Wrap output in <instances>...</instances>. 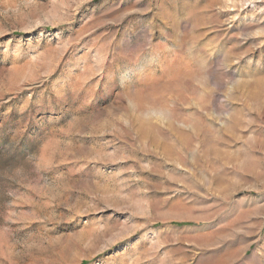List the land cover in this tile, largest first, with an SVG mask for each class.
Returning a JSON list of instances; mask_svg holds the SVG:
<instances>
[{
	"label": "rangeland",
	"instance_id": "1",
	"mask_svg": "<svg viewBox=\"0 0 264 264\" xmlns=\"http://www.w3.org/2000/svg\"><path fill=\"white\" fill-rule=\"evenodd\" d=\"M0 264H264V0H0Z\"/></svg>",
	"mask_w": 264,
	"mask_h": 264
}]
</instances>
